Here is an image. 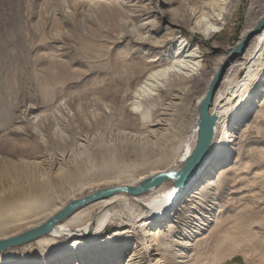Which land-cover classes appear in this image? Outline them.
<instances>
[{
    "label": "bare ground",
    "instance_id": "6f19581e",
    "mask_svg": "<svg viewBox=\"0 0 264 264\" xmlns=\"http://www.w3.org/2000/svg\"><path fill=\"white\" fill-rule=\"evenodd\" d=\"M39 1L52 15L50 22L59 21L62 28L70 16L109 19L115 8L127 11L128 20L137 15L136 24L115 34L111 43L127 38L157 56L146 60L150 68L138 88L119 93V107L109 98L80 101L65 94L55 103L47 129L27 116L35 124L30 130L34 155L16 160L0 155V240L40 225L100 189L120 190L76 207L48 233L1 250L0 264H234L245 247L236 241L240 232L256 238L259 230L239 217V231L232 227L236 236L218 239L220 227L233 219L219 202L264 110V27L250 35L264 7L252 2L237 45L241 50L222 48L207 73L198 47L180 35L181 26L210 38L229 18L233 0H181L189 10L188 25L167 20L161 11L156 24L141 15L139 2L130 10L137 0ZM226 63L207 108L210 125L202 133V101ZM21 121L16 119L11 130L17 131ZM59 124L71 129L67 143L50 149L47 134ZM148 180L153 181L144 191L122 190ZM116 220L122 225L104 234ZM203 244H210L209 250L200 252ZM247 259L242 256V264Z\"/></svg>",
    "mask_w": 264,
    "mask_h": 264
},
{
    "label": "rangeland",
    "instance_id": "374dc122",
    "mask_svg": "<svg viewBox=\"0 0 264 264\" xmlns=\"http://www.w3.org/2000/svg\"><path fill=\"white\" fill-rule=\"evenodd\" d=\"M180 1L163 0L156 4V0H137L130 10L134 11L140 3L141 7L140 4L137 7L141 15L149 16L156 24L160 16L158 11H161L167 20L188 25L189 10ZM253 1L233 0L229 18L210 38L205 39L201 32L191 33L181 26L180 35L187 38L192 47H198L202 54L199 62L207 73L217 63L222 48L234 49L243 40L246 12ZM257 3L264 7V0ZM39 4V0H0V155L8 159L30 158L36 151L30 133L35 124L29 122V125L27 116H35L39 120L37 124L42 122L47 129L55 117V103L67 98L66 95L80 101L93 96L109 98L119 107V93L138 88L150 68L146 60L157 56L151 49L142 48L127 38L116 45L111 43L115 34L128 31L133 23L136 24L137 15L128 20L127 11L115 8L109 19L70 16L65 20L64 29L57 27L59 21L50 22L52 15L43 8L44 2ZM173 48L174 45L168 53ZM227 65L220 68L222 76ZM29 106L35 107L30 113ZM259 112L252 125L248 153L235 172H231L219 202L224 215L233 219L220 227L218 239L236 236L232 227L237 228L239 217L246 218L248 228L259 230L256 238L240 232L236 241L244 242L245 247L234 264H242L244 255L248 258L246 264H264V110ZM16 119H22L16 124L19 129L11 130ZM55 130L51 127L46 141L50 149L59 150L67 143L65 136L71 129L59 124ZM121 222L113 221L104 234L121 226ZM210 244H203L200 252L204 248L209 250Z\"/></svg>",
    "mask_w": 264,
    "mask_h": 264
},
{
    "label": "water",
    "instance_id": "95a60500",
    "mask_svg": "<svg viewBox=\"0 0 264 264\" xmlns=\"http://www.w3.org/2000/svg\"><path fill=\"white\" fill-rule=\"evenodd\" d=\"M263 27H264V15L258 21L255 29L251 32L250 35L258 33ZM236 50L238 52L241 49H240V47L237 46ZM222 70L223 69H220L219 74L216 76L215 83L209 89V91H208L205 99L202 101V104L200 107V117H201L200 127L202 130V133H203L204 129H206V127H208V125H210L211 116L208 115L207 108L210 105V101H211V97H212L213 92H214L215 85L222 75ZM210 129L211 128H209V131H210ZM208 136H209V132L206 133V136L204 138L203 143L206 142V140L208 139ZM203 143H201V144L203 145ZM195 154H196V152L193 153V156ZM150 181H153V180L144 181L138 187H128V188L125 187V188H122V190L128 191L129 193H138V192L144 191L150 185ZM116 190H120V188L114 187V188L100 189V190H98V191H96L90 195H87L81 199L72 201L62 211L58 212L56 215H54L53 217H51L47 221L41 223L40 225L33 227V228H30V229H27L26 231H23V232L19 233L18 235H14V236L0 240V251L5 249L8 246L19 245V244L31 241V240H33V239H35L41 235L48 233L57 222H59L64 216L69 214L76 207H78L84 203H87L91 200L109 195Z\"/></svg>",
    "mask_w": 264,
    "mask_h": 264
},
{
    "label": "trees",
    "instance_id": "16d2710c",
    "mask_svg": "<svg viewBox=\"0 0 264 264\" xmlns=\"http://www.w3.org/2000/svg\"><path fill=\"white\" fill-rule=\"evenodd\" d=\"M184 35H185V33H184Z\"/></svg>",
    "mask_w": 264,
    "mask_h": 264
}]
</instances>
